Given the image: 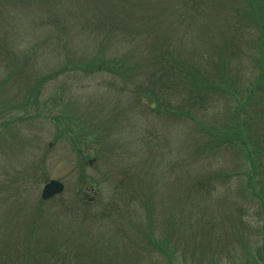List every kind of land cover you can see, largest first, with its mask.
<instances>
[{
    "label": "rangeland",
    "instance_id": "obj_1",
    "mask_svg": "<svg viewBox=\"0 0 264 264\" xmlns=\"http://www.w3.org/2000/svg\"><path fill=\"white\" fill-rule=\"evenodd\" d=\"M199 2L176 32L173 7L161 26L173 45L183 33L196 60L225 52L237 98L215 95L178 122L130 78L61 69L129 49L82 28L90 2L0 0V264H264V103L241 93L261 44L264 57V0ZM243 105L250 158L210 148L194 122L220 127ZM51 179L64 189L42 200Z\"/></svg>",
    "mask_w": 264,
    "mask_h": 264
},
{
    "label": "trees",
    "instance_id": "obj_2",
    "mask_svg": "<svg viewBox=\"0 0 264 264\" xmlns=\"http://www.w3.org/2000/svg\"><path fill=\"white\" fill-rule=\"evenodd\" d=\"M85 1L90 2L85 6H93V10L89 13L85 7H81L84 11L83 15H79L83 22L82 28L84 25L99 33L105 31L115 38L114 41L118 40L128 45L129 49L120 56L99 55L75 62L71 68L65 64L66 67L61 69L80 70L85 73L105 72L124 80L130 78L138 83L135 86V95H139L141 99L144 95L146 100L150 101V107L156 105L157 110L167 116L172 115L174 121L178 122L188 119L194 121L195 113L207 108L215 95L227 96L226 85L230 80L225 52L222 54L217 52L215 59L210 56V52H206L196 60L194 50L191 46H187L189 40L185 39L184 34L182 33L181 37L177 33L174 34L173 45L172 40L165 35V27L160 23L168 14V9L173 7L176 32L181 27H176L175 24L201 14L207 2H199L200 0ZM172 2L174 5H171ZM65 11L64 17H70L71 13L78 14L79 8H70L68 11L66 8ZM248 14L252 13L248 12ZM261 46L262 44L258 46L259 55L257 60L255 59L259 66L256 68L254 80L248 85L251 88L247 93H244V88L241 91L245 94L243 99L245 104H254L255 107L264 103L262 93L264 57ZM202 61H205L203 65H201ZM228 93L231 96L230 100L237 98V94ZM170 97H174V102L170 103ZM256 98L258 100H255ZM243 107L244 105L236 106V109L228 111L226 114L228 120L220 127L194 122L203 132L211 136L210 141H207L210 148H219L223 144L243 147L250 158L249 147L253 144L249 145L244 137L247 136L245 129L251 127L250 122L241 116L240 109L243 110ZM255 118L258 119L256 116ZM220 128L222 131L215 130ZM257 149L255 146L254 153H257ZM255 168L253 167L251 176L255 173Z\"/></svg>",
    "mask_w": 264,
    "mask_h": 264
},
{
    "label": "water",
    "instance_id": "obj_3",
    "mask_svg": "<svg viewBox=\"0 0 264 264\" xmlns=\"http://www.w3.org/2000/svg\"><path fill=\"white\" fill-rule=\"evenodd\" d=\"M64 189L63 183H61L58 180L51 179L48 182H46L40 193V198L42 200H48L53 198L54 196L60 194Z\"/></svg>",
    "mask_w": 264,
    "mask_h": 264
}]
</instances>
